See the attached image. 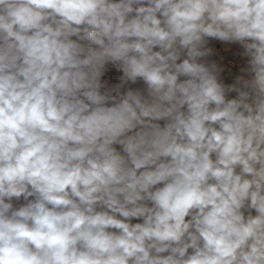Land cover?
<instances>
[{
	"label": "clouds",
	"instance_id": "1",
	"mask_svg": "<svg viewBox=\"0 0 264 264\" xmlns=\"http://www.w3.org/2000/svg\"><path fill=\"white\" fill-rule=\"evenodd\" d=\"M0 264H264V0H0Z\"/></svg>",
	"mask_w": 264,
	"mask_h": 264
}]
</instances>
